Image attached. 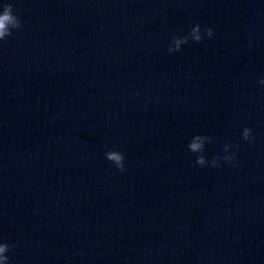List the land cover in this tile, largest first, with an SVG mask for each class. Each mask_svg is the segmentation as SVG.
<instances>
[{
  "label": "clouds",
  "instance_id": "clouds-1",
  "mask_svg": "<svg viewBox=\"0 0 264 264\" xmlns=\"http://www.w3.org/2000/svg\"><path fill=\"white\" fill-rule=\"evenodd\" d=\"M2 7V11H0V41H3L6 37L12 35V30L13 29H19L21 27V22L17 15L14 14V9L13 5L11 3H4L3 5H0ZM201 32V27L199 24L194 25L188 36L184 37H173L172 43L175 45V47L170 46L168 51L174 52V51H179L181 49L182 44H186L189 39L195 41V42H200L203 38L202 35L199 33ZM204 35H207L208 37H211L213 35L212 29L211 28H205L204 29ZM262 85H264V79L260 81ZM242 138L246 141H254V137L252 135V131L250 128L245 127L242 130ZM202 139H208L207 137L202 138L201 136H196L194 140H192L188 144V149L192 153H203L204 150V144L201 142ZM232 144H225L223 146L224 152H227L229 148H232ZM106 158L113 162L116 167L119 170L124 169V155L122 152L119 151H108L105 153ZM225 161H233L235 159L234 154L231 155H225L223 157ZM206 157L201 154L197 156L196 159V164L200 166H204L206 164ZM218 160L219 157H213L211 161V166L212 167H217L218 166ZM9 251V245L6 243H0V264H7L9 257L5 255Z\"/></svg>",
  "mask_w": 264,
  "mask_h": 264
}]
</instances>
